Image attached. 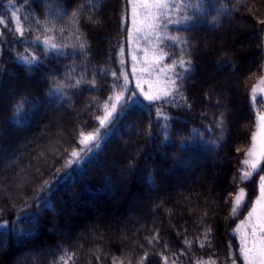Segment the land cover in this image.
Returning <instances> with one entry per match:
<instances>
[{
    "label": "trees",
    "instance_id": "obj_1",
    "mask_svg": "<svg viewBox=\"0 0 264 264\" xmlns=\"http://www.w3.org/2000/svg\"><path fill=\"white\" fill-rule=\"evenodd\" d=\"M176 3L168 18L195 21L162 17L176 38L162 47L178 90L150 103L131 98L128 0H0V264H244L235 229L246 209H231L263 110L251 91L264 65V0ZM21 56L39 59L29 69ZM112 104L119 119L107 131ZM97 130L107 132L100 148L76 167L72 153ZM258 179L244 185L250 201Z\"/></svg>",
    "mask_w": 264,
    "mask_h": 264
},
{
    "label": "snow or ice",
    "instance_id": "obj_2",
    "mask_svg": "<svg viewBox=\"0 0 264 264\" xmlns=\"http://www.w3.org/2000/svg\"><path fill=\"white\" fill-rule=\"evenodd\" d=\"M133 3V17L135 18L137 13L136 6H139L140 13H142L145 17L146 21H150V27L155 29L159 27V20L161 17H164L168 19L169 23H187L192 24L194 23V18L186 16L183 18V21H174L170 18H168V10L169 9H178V5L175 2V0H131ZM185 8L191 7V5H184ZM77 15L76 12L72 13V16L75 17ZM26 19V18H25ZM264 22V21H262ZM35 23L39 24L40 20H36ZM20 28H17V32H20ZM22 35V33H21ZM164 39H171L175 41V37H164ZM45 44L49 46L50 49L59 52V49H57L55 44L50 43L48 39L44 41ZM83 47V45H81ZM161 58H163L161 56ZM18 59L21 61V63L31 69L36 66L38 62L37 56H31L30 58L26 57H18ZM187 64H191V61L185 62L183 59L179 61V66L184 70L185 73H188L191 71L189 67L186 66ZM171 67H175V65H172ZM113 76H116V73H113ZM125 79L127 77L125 76ZM169 82L172 84V89H165L163 91L162 96L156 95L153 96L151 94L145 95L144 99L149 101L150 103H153L156 100L163 99L164 102H167V98L178 89L176 88V81L171 80L169 78ZM77 85L80 83L79 81L76 82ZM257 86L261 87V91H264V76L261 77V79L258 81L257 85H254L252 88L251 93V99L253 104L261 103V101L258 100L259 93L257 92ZM93 87H95V84H93ZM53 91H57L56 89H53ZM124 91H128L127 87H124ZM123 94H121L122 96ZM121 97H117V100L119 101ZM130 101H126V104ZM175 106V105H173ZM107 108V104L105 105ZM113 111L116 109V105H112ZM122 111L127 112V108L122 106ZM163 117L164 119H168L167 116H164L163 113H158V118ZM26 117L23 116V106L18 105L14 112V120L16 123L22 122ZM119 119V116H113L112 112H106L105 117L100 120V126L101 128H107V131H111L112 127L115 126V121ZM258 120L260 122V130H261V136H262V144H264V114H260L258 116ZM224 126V119L223 117L220 119V121L217 123V127L223 129ZM100 135L99 130H97L96 135L89 134L88 136H85L81 140V144L83 147L81 148V152H86L87 155L80 158L79 162L76 164V167H80L81 165L85 164L89 158L94 152L98 151L100 148L99 143H95V147H88L90 142H95ZM104 135H107V132L104 133ZM253 147L249 148L247 153H245V156L247 157L244 161H242V164L245 166V168L241 171V174L239 176V180L237 183V187L239 188V191L236 193L233 206H232V214L233 216L239 215L241 210L245 207H247L248 203H252L251 211H249L247 216V225L245 226L246 229H251L250 233L245 230L244 235L242 236V248L241 253L243 255V259L245 261V264H264V147H262L261 151L257 153L255 148V141H256V135L254 134L253 137ZM213 143L215 144L216 141L213 140ZM73 157H77L79 154L77 152L72 153ZM72 162L70 161L69 164ZM69 171H71V168L67 169L64 173H62L63 176H67ZM259 175V197L254 201H250L248 198V194L245 190L244 185L251 181L254 176ZM47 184L42 189V191L47 190ZM258 208L260 211L258 212ZM7 227V223H0V229H4ZM210 234V230H209ZM250 241V243H249ZM187 243V242H186ZM204 245H201L203 247ZM200 264H207L206 261H201ZM212 264H215V261L212 262ZM235 264V261L233 262Z\"/></svg>",
    "mask_w": 264,
    "mask_h": 264
},
{
    "label": "rangeland",
    "instance_id": "obj_3",
    "mask_svg": "<svg viewBox=\"0 0 264 264\" xmlns=\"http://www.w3.org/2000/svg\"><path fill=\"white\" fill-rule=\"evenodd\" d=\"M128 1H129L128 17H129V21H130V28L128 31V39H127V53H126L127 54V66H130V62L133 63L131 66L132 67L131 73H132V76H134V79H136L134 82V84H135L134 89L137 88V93L134 92V94L131 98L135 99V98H137V95H140V98L144 99L145 95H148V94H151L153 96H156V95L162 96L163 91L165 89H172L173 88L172 84L169 82V78L171 80H174V75H173V71L171 70V68H168L163 64L164 59H165V53L163 52L162 45L166 41V39H164V37H167V36L162 32L161 25H162V21L165 19H163L161 17L159 20V27L153 29L150 27L151 22L146 21L144 15L142 13H140L138 5L136 6V10H137V13H139V14L136 15L135 18L133 17V3L131 2V0H128ZM175 2H176V0H175ZM178 9H179L178 10V12H179L180 11L179 5H178ZM161 56L163 58H161ZM262 76H264V65H263L262 74L260 75L258 81L261 79ZM258 81H257V83H255V85L258 84ZM257 92L259 93L258 98H261L263 101L262 102L263 103V110H262V112L257 114L256 127H255V131H254V134L256 135L255 148H256L257 153H259L261 151L262 147H264V144H262L260 122L258 120V116L260 114H264V91H261V87L257 86ZM251 93H252V91H251ZM171 96H169V97H171ZM129 99H130V97L128 98V100ZM112 111H113V108L111 107L107 112H112ZM103 134H104V130H103L102 134L100 133V135L98 136V138L95 142L89 143L88 147H95V143H98L102 139ZM94 135H96V134H94ZM53 138H51L52 140H50L49 144L54 143L53 141L55 139L53 140ZM60 140H62V139L60 138ZM59 142L60 141H56L52 146H54V147L58 146L60 144ZM82 147H83V145L81 144V147H80L79 151L77 152L79 154L77 156L78 159L87 154L86 152L80 151ZM251 147H253V139L251 140V144H250L249 148H251ZM249 148H248V150H249ZM247 151H246V153H247ZM77 157H73L72 161L74 160L75 162H77L78 159H75ZM246 158L247 157L244 156V159L242 161H244ZM214 160L217 163L219 162L218 159H216V158ZM17 162L18 161H15L13 163V165L16 164ZM244 168H245V166L242 164L240 172H239V176L241 174V171ZM238 191H239V188L237 187L236 193ZM236 193H235V195H236ZM259 195H260V193H259V179H258V182L256 183V192H254V196H253L251 201L254 202L259 197ZM164 196H165L164 199H166L168 194L164 193ZM111 198L113 201H116V202L119 200L117 193L112 194ZM140 201H141V197L139 196L137 198L136 202L139 204ZM232 206H233V203H232ZM251 208H252V203H248L247 207H245V209H246L245 213L246 214H245L244 218L237 224L236 229H235V233L238 235V237L240 238V241H241V248H242V239L241 238L244 235L245 230H247L249 233L251 231V229H246V227H245L248 223L247 216H248L249 211H251ZM259 211H260V209L258 208V212ZM231 212H232V209H231ZM73 215H76L75 211H72L70 214V216H73ZM64 218L66 220L68 219L66 216H64ZM68 234H69L68 231H65L64 233H62V235L64 237H67ZM249 243H250V241H249ZM242 257H243V255H242ZM244 264H245V261H244Z\"/></svg>",
    "mask_w": 264,
    "mask_h": 264
}]
</instances>
